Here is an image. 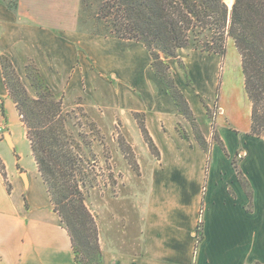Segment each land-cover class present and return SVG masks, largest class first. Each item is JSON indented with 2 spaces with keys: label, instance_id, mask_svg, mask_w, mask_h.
<instances>
[{
  "label": "crops",
  "instance_id": "1",
  "mask_svg": "<svg viewBox=\"0 0 264 264\" xmlns=\"http://www.w3.org/2000/svg\"><path fill=\"white\" fill-rule=\"evenodd\" d=\"M25 19L0 1V100H5L9 124V111L16 117L17 108L7 99L11 96L1 56L11 55V46L37 45L36 27ZM41 32L47 37L40 38L44 49L52 52L53 45L68 47L75 54L71 59L87 65L88 59L94 60V50L101 41L100 36L66 34L61 38ZM86 45L90 50L83 54L78 47L82 50ZM130 64V73L141 68L132 58ZM88 77L87 96L94 97L93 75L88 73ZM146 81L158 83L159 79L149 77ZM141 86L136 87L141 90ZM162 86L158 93L152 88L135 97L138 107L131 109L144 115L159 155H154L148 144L143 147V155L137 154L139 175L132 179L138 178L140 183L130 180L125 196L94 206L102 252L100 264H264V138L248 135L251 125L242 136L230 124L220 129L226 151L214 144L209 161L192 125ZM187 100L193 105L191 98ZM248 102L251 118L252 105L249 99ZM199 108L197 104L192 109L196 118L204 114L199 113ZM15 134L11 133L16 145ZM23 137L27 138L24 131ZM244 153L236 163L237 154ZM33 161L34 170L26 172L25 183L13 179L7 165L8 179L0 172V264H78L69 232L54 209L34 158ZM20 162L19 156L15 164ZM236 165L252 186L253 200L239 179ZM201 214L202 240L198 242Z\"/></svg>",
  "mask_w": 264,
  "mask_h": 264
},
{
  "label": "rangeland",
  "instance_id": "2",
  "mask_svg": "<svg viewBox=\"0 0 264 264\" xmlns=\"http://www.w3.org/2000/svg\"><path fill=\"white\" fill-rule=\"evenodd\" d=\"M4 1L17 6L18 15L25 17L37 30L36 46L21 43L10 47L11 55L1 56L8 58L9 82L15 85L14 93L18 97L33 100L48 97L62 102L64 112L69 113L68 129L81 141L83 159L87 164V186L92 184V187L84 188L86 204L95 216L94 206L125 196L129 185L135 181H132L133 177L139 175V169L135 170L130 161L135 159L138 162L137 154L143 155L142 148L147 145L140 129L144 115L131 109L138 107L135 97L147 94L152 88L158 93L157 89L164 84L155 76L151 56L141 43L105 40L103 22L97 18L99 2L90 0L89 8H84L82 0ZM41 30L61 38L66 34L72 37L100 36L101 41L94 50V60L88 59L87 65L71 59L75 54L68 47L53 45L52 52L44 49L40 43L47 37L41 34ZM85 47L78 49L83 54L89 53L90 46ZM49 53L55 54V59ZM130 58L141 65L138 71L128 72L132 68ZM165 60L178 87L187 98H191V108L195 110L198 104L199 113H204L202 118H196L197 125L211 149L218 144L221 128L231 124L242 136L250 129V108L241 57L233 40H228L224 56L183 49L178 59L165 57ZM180 61H183L184 68ZM88 73L93 75L96 86L94 97L87 96ZM149 77H155L156 81L159 79V84L148 83ZM137 85H142L141 90ZM7 99L13 101L12 97ZM4 109L5 100L2 98L0 123L5 126L3 133H16V145H10L6 140L0 142V165L5 166L7 179L6 165L11 169L13 179L25 180V183L26 174L23 173H32L35 164L29 141L23 137V131L26 132L24 118L17 109L16 117L10 110V118L15 124L12 121L9 124ZM247 134L251 135V130ZM18 156L21 157L20 165L15 164ZM244 156L245 153L237 154L235 162ZM7 183L10 190L9 180ZM135 183H140L138 178ZM83 256L80 254L81 258Z\"/></svg>",
  "mask_w": 264,
  "mask_h": 264
},
{
  "label": "trees",
  "instance_id": "3",
  "mask_svg": "<svg viewBox=\"0 0 264 264\" xmlns=\"http://www.w3.org/2000/svg\"><path fill=\"white\" fill-rule=\"evenodd\" d=\"M1 1L18 12L17 6ZM82 1L84 8H89L90 0ZM95 1L99 2L97 18L103 22L105 37L136 41L148 50L154 73L192 125L197 141L209 158L210 143L200 132L190 103L176 84L165 57L178 59L183 49L224 56L228 40H233L241 57L245 92L252 105L251 135L264 138V0H234L231 9L224 0ZM7 61L8 58H1L6 87L24 118L33 158L54 209L69 232L76 261L100 264L98 223L86 204L84 192V188L92 184L87 186V164L81 141L68 129L69 113L64 112L61 101L53 98L33 100L16 96L15 85L9 82ZM179 63L184 68L183 61ZM140 129L150 150L158 156L144 121ZM217 141L226 151L221 139ZM130 164L135 170L139 169L135 159H131ZM236 168L246 193L253 200L251 184L237 165ZM0 172L6 179L4 165H0ZM80 254L84 256L81 258Z\"/></svg>",
  "mask_w": 264,
  "mask_h": 264
},
{
  "label": "built area",
  "instance_id": "4",
  "mask_svg": "<svg viewBox=\"0 0 264 264\" xmlns=\"http://www.w3.org/2000/svg\"><path fill=\"white\" fill-rule=\"evenodd\" d=\"M4 129H5V126L0 123V134L3 133ZM202 223H203V220H202V214H201L200 221L198 223V232H197V240H198V242L201 241V233H202V227H203Z\"/></svg>",
  "mask_w": 264,
  "mask_h": 264
},
{
  "label": "water",
  "instance_id": "5",
  "mask_svg": "<svg viewBox=\"0 0 264 264\" xmlns=\"http://www.w3.org/2000/svg\"><path fill=\"white\" fill-rule=\"evenodd\" d=\"M226 2V0H224ZM227 3V2H226ZM227 5L229 6V8L231 9L234 5V3L231 4V6L227 3ZM0 139H5L10 145H12L13 141H12V135L11 133L7 132V133H2L0 134ZM26 173H23V175H25Z\"/></svg>",
  "mask_w": 264,
  "mask_h": 264
},
{
  "label": "bare ground",
  "instance_id": "6",
  "mask_svg": "<svg viewBox=\"0 0 264 264\" xmlns=\"http://www.w3.org/2000/svg\"><path fill=\"white\" fill-rule=\"evenodd\" d=\"M226 2H227V0H226ZM226 2H225V3H226ZM227 3H228V2H227ZM233 3H234V2H233ZM228 4H229V3H228ZM231 4H232V3H231ZM231 4H229V5L231 6Z\"/></svg>",
  "mask_w": 264,
  "mask_h": 264
}]
</instances>
